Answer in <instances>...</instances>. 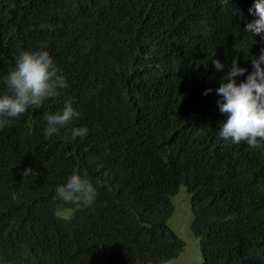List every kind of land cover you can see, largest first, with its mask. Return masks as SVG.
<instances>
[{"label":"trees","instance_id":"obj_1","mask_svg":"<svg viewBox=\"0 0 264 264\" xmlns=\"http://www.w3.org/2000/svg\"><path fill=\"white\" fill-rule=\"evenodd\" d=\"M252 2L0 0V77L44 48L68 85L0 128V264H169L185 248L168 227L181 188L201 264H264V144L219 137L215 92L264 47L243 30ZM66 101L79 116L45 137ZM73 170L90 206L55 198Z\"/></svg>","mask_w":264,"mask_h":264},{"label":"clouds","instance_id":"obj_2","mask_svg":"<svg viewBox=\"0 0 264 264\" xmlns=\"http://www.w3.org/2000/svg\"><path fill=\"white\" fill-rule=\"evenodd\" d=\"M253 17L244 26V31L252 37L259 36L264 42V0H253L248 8ZM251 71L241 67L238 60L231 61L225 78L215 89L217 105L225 119L220 122L218 135L230 145L246 143L250 148H260L264 144V47L258 55L248 54ZM215 70L222 71L225 64L219 59H211ZM239 77H244L237 82ZM0 82V128L9 120L18 118L31 108H39L48 98L54 97L59 89L66 88L65 75L56 66L53 56L44 48L21 51L15 58L14 66ZM213 89L205 88L207 95ZM79 116L70 102H65L61 111L44 117L45 137L59 134V129ZM86 126L73 127L71 138L84 137ZM35 175L32 168L22 170V178ZM97 190L90 179L73 170L66 182L55 187V198L76 207L90 206L96 199Z\"/></svg>","mask_w":264,"mask_h":264},{"label":"rangeland","instance_id":"obj_3","mask_svg":"<svg viewBox=\"0 0 264 264\" xmlns=\"http://www.w3.org/2000/svg\"><path fill=\"white\" fill-rule=\"evenodd\" d=\"M174 213L168 222L170 230L178 236L185 245L184 252L169 264H201L202 256L199 249V242L190 230L192 214L189 205V196L186 190L181 188L177 195L172 199Z\"/></svg>","mask_w":264,"mask_h":264}]
</instances>
